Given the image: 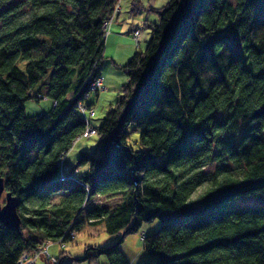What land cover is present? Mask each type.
I'll use <instances>...</instances> for the list:
<instances>
[{"label":"trees","instance_id":"trees-1","mask_svg":"<svg viewBox=\"0 0 264 264\" xmlns=\"http://www.w3.org/2000/svg\"><path fill=\"white\" fill-rule=\"evenodd\" d=\"M119 0H0V175L20 225L0 221V264L84 225L142 236V264H264V0H167L150 37L121 65L96 126L98 150L58 161L86 127L105 22ZM143 6L132 0L131 11ZM148 9H150L148 7ZM47 96L48 112L25 101ZM92 136V135H91ZM209 168H212L209 170ZM200 189V190H199ZM120 195L109 206L95 196ZM258 198V204L241 200ZM119 243L61 249L47 264H130Z\"/></svg>","mask_w":264,"mask_h":264},{"label":"rangeland","instance_id":"rangeland-1","mask_svg":"<svg viewBox=\"0 0 264 264\" xmlns=\"http://www.w3.org/2000/svg\"><path fill=\"white\" fill-rule=\"evenodd\" d=\"M130 1L131 0H119V4H121V6H123L124 8L125 6H127L128 8L126 11H128L129 9H131L132 6ZM165 1L166 0H158L156 2H158L157 3L158 5H161ZM145 4H147L146 0H144L143 6L147 7V5ZM118 8L119 7H116L115 11H117ZM137 11L139 14L145 12V10H143L142 8L137 9ZM112 16L110 17V19L112 18ZM120 21L121 20H119L118 22ZM136 22L137 21L130 23L126 21V23H128L129 25L136 24ZM139 24H140L139 29H141V31H144L145 34H149L148 35V39H149L151 33L150 29L141 26L142 23L140 22ZM125 27H129V26L125 25ZM111 40H113V37H111ZM137 43L138 40L134 41L135 49L143 50L146 45L145 41H143L142 39V41L139 44ZM133 51H131V53ZM107 52H108V48H107ZM103 60L104 59H102V62ZM115 71L117 73H115L113 76L115 80L116 89H113V91L110 90L103 94L99 93L98 98L95 96L94 91L90 92L89 99H94L95 105L93 107L91 103L89 104V107H93L92 108L93 114L88 116L87 118L88 128L90 126L96 128V126L93 125L99 124L105 112L109 109L110 105H112L113 102L115 101L121 85L126 80V75L121 68H116ZM102 90H104V82L102 89H99L97 91H102ZM35 95L36 94L34 93L33 97H30L25 101L24 103L25 113L30 115V114H39L42 112L50 111L53 105L52 99L44 95L36 99V97H34ZM86 109L87 106H84V108L81 110V112H83V115L85 114V111H87ZM84 134L83 136L77 137L71 148L68 150V152H66V154L63 157L64 165H66L69 168L74 166L76 159L79 156L80 150H87V151L98 150V138L96 135H93L95 133L91 134L92 136L91 135L84 136ZM211 169L212 168H209V170ZM4 197L5 196L2 195L1 200H3ZM120 198L121 196L119 194L109 195L104 197L95 196L89 200V206L94 204H104V205L112 206L117 204ZM240 202L243 204H258L259 199L251 198L247 200H241ZM159 224H160L159 219H153L151 221L144 222L136 232H132L124 235V237L121 240H120L121 237L120 235L107 233L104 229L103 224H99L95 226L84 225L81 230L75 232V238L71 241H68L64 244H61L59 242L42 243L37 250H34L32 252H24L20 257V264H47L46 261L49 260V256L52 257L57 256L61 249L65 250L66 252H69L73 257L82 258L85 254L84 249L86 245L110 246L112 244L118 243L119 241H120L119 243L120 249L124 253L125 257L128 259L130 264H142L146 260L154 261L156 259V256L145 252V250L143 249L142 236H144L147 232L154 231L156 227L159 226ZM97 261L99 262V264H107V260L104 255H100L97 258Z\"/></svg>","mask_w":264,"mask_h":264},{"label":"crops","instance_id":"crops-1","mask_svg":"<svg viewBox=\"0 0 264 264\" xmlns=\"http://www.w3.org/2000/svg\"><path fill=\"white\" fill-rule=\"evenodd\" d=\"M156 1L158 0H146L147 4L145 5H147V7H140L143 10H145V12L142 14H139L137 10L134 12L131 11V9L126 11L128 7L125 6L124 8L123 6H121V4H119L118 6L119 8L112 16L107 27V32H105V43H104L105 57L102 58L104 60L103 62L101 61L98 68L99 75H101L103 78L104 90L97 91V93H95V96L97 98L99 97V93L103 94L110 90L113 91V89H116L115 80L113 76L115 73H117L115 71L116 68H121L120 66L125 64L129 59V57L136 50L134 45V41L136 40L133 38V36L131 37L133 32L138 31L137 44H139L142 41V39L146 43L149 34H145L144 31H141V29H139L140 28L139 22L142 23L141 26H144L145 21H150V22L157 21L158 15L155 14L156 12L151 8L162 6L167 2V0L161 5H158L157 4L158 2ZM130 2L132 5V0ZM141 2L144 4V0H141ZM148 7L150 9H148ZM119 20L121 21L118 22ZM126 21L130 23H133L134 21L137 22L136 24L129 25L128 23H126ZM125 25H128L129 27H125ZM111 37H113V40H111ZM107 48H108V52H107ZM131 51L133 52L131 53ZM89 102L94 107L95 100L89 99ZM93 126H97V125H93Z\"/></svg>","mask_w":264,"mask_h":264},{"label":"water","instance_id":"water-1","mask_svg":"<svg viewBox=\"0 0 264 264\" xmlns=\"http://www.w3.org/2000/svg\"><path fill=\"white\" fill-rule=\"evenodd\" d=\"M264 112V107L255 111L258 116ZM2 195L4 199L1 200ZM0 221L9 229H17L20 225V218L17 213V199L9 191L5 190L4 178L0 175Z\"/></svg>","mask_w":264,"mask_h":264},{"label":"built area","instance_id":"built-area-1","mask_svg":"<svg viewBox=\"0 0 264 264\" xmlns=\"http://www.w3.org/2000/svg\"><path fill=\"white\" fill-rule=\"evenodd\" d=\"M110 20L111 19H109L107 22H105V28L106 29L108 27V24H109ZM132 36H133V38L135 40H138V31H134ZM102 87H103V79H102V76L98 74L95 77V79L90 83L89 88L91 90H99V89H102ZM88 95L89 94L86 93L84 98L86 99L88 97ZM78 105H79V108H78L79 110H82L84 108V106H85V104L82 103L81 101L78 103ZM86 110L88 111V113H87V111H85L84 117H85L86 122H87L88 121L87 118H88V116L93 114V110L92 109H86ZM87 126H88V122L86 123V127H85V130L82 133V135L84 133H86V134H84V136L85 135L88 136V135H91V134L96 132V128H94V127H92L90 125H89L90 127L88 128ZM63 157H64V155L59 159L58 164H59L60 168L62 169V171H65L67 169V166L64 165ZM42 250H44V249H42Z\"/></svg>","mask_w":264,"mask_h":264},{"label":"bare ground","instance_id":"bare-ground-1","mask_svg":"<svg viewBox=\"0 0 264 264\" xmlns=\"http://www.w3.org/2000/svg\"><path fill=\"white\" fill-rule=\"evenodd\" d=\"M20 262V261H19Z\"/></svg>","mask_w":264,"mask_h":264}]
</instances>
